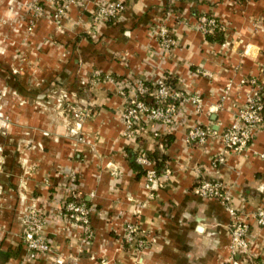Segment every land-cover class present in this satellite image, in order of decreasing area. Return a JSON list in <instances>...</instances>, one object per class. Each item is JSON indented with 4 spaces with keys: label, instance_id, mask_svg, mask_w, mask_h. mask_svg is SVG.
Instances as JSON below:
<instances>
[{
    "label": "crops",
    "instance_id": "obj_1",
    "mask_svg": "<svg viewBox=\"0 0 264 264\" xmlns=\"http://www.w3.org/2000/svg\"><path fill=\"white\" fill-rule=\"evenodd\" d=\"M106 1L124 10L111 23L97 22L96 7ZM37 3L47 13L53 7L0 0V20L35 21L31 32L6 34L16 52L26 51L25 62L13 64L26 69L23 84L30 86L6 97L11 124L0 133V264H230V210L249 226L239 264H264V229L251 217L264 207V122L237 155L225 153L215 137L198 146L184 141L194 127L230 126L250 80L263 88L264 102V0H77L57 24L34 13ZM205 16L222 25L223 42L206 40L199 28ZM160 26L174 48L160 46ZM166 77L198 94L201 107L181 105L171 134L150 122L134 141L125 139L127 99L141 83ZM68 107L86 108L89 116L78 123ZM155 134L172 141L162 147ZM155 149L167 161L161 187L148 190L132 156ZM216 155L223 163L213 161ZM202 180L221 183L229 202L195 196ZM72 194L89 206V241L63 213ZM32 206L43 217L49 247L34 260L22 242ZM128 223L138 225L142 248L124 244Z\"/></svg>",
    "mask_w": 264,
    "mask_h": 264
},
{
    "label": "built area",
    "instance_id": "obj_2",
    "mask_svg": "<svg viewBox=\"0 0 264 264\" xmlns=\"http://www.w3.org/2000/svg\"><path fill=\"white\" fill-rule=\"evenodd\" d=\"M77 0H63L60 4L59 0H42L43 3H50L53 6V11L49 16L41 4L34 8V13L38 16H47L52 21L62 17L71 4H75ZM123 10L121 3L101 2L97 5L94 14V20L97 22H109L120 14ZM199 28L202 33L209 34L217 27L213 19L206 17L201 18ZM223 29V27H222ZM160 46L167 50L174 48L176 42L172 38L169 30L165 26H160L156 32ZM167 79V78H166ZM250 86V91L247 93L245 101L240 109L235 114V119L232 124L222 130L214 131L209 127H194L190 129L184 141L187 145H201L209 138L215 137L222 146L225 153L240 154L244 152L264 122L262 112L263 104V88L258 85L255 80L247 82ZM154 86L150 96L154 99V106H147L139 101V97L146 93L147 88L140 84L135 92L126 101L124 107L123 121L124 131L123 137L127 140L134 141L139 136L140 126L147 125L150 122H158L165 127L168 134H171L176 128V114L181 105L193 104L198 110L201 107V98L198 94H187L184 91L172 88L165 81V78L158 80L152 84ZM175 104H178L177 106ZM69 112L76 120L81 122L89 116L86 108L68 107ZM155 136H159L155 134ZM216 163H223L222 155H216L213 158ZM135 163L144 169L145 187L152 190L154 185L161 187L159 177L153 168V162L149 161L145 153H140L135 159ZM193 194L203 199L219 201L224 204L229 202V196L224 189V186L217 181L202 180L193 189ZM73 198L77 194H72ZM64 215L75 225H77L84 234H87L90 239L89 225V210L82 204L69 202L65 204ZM232 223L230 227V244H229V262L230 264H239L238 258L245 255L249 248L248 231L249 226L236 218L233 210H230ZM254 223L257 227L264 229V208L257 209L253 215ZM24 230L22 240L25 250L31 260L38 258L40 255L48 252V242L40 235L43 227V218L38 209L34 206L27 209L24 217ZM124 243L140 249L145 244V239L140 235L137 224L128 223L124 228Z\"/></svg>",
    "mask_w": 264,
    "mask_h": 264
},
{
    "label": "rangeland",
    "instance_id": "obj_3",
    "mask_svg": "<svg viewBox=\"0 0 264 264\" xmlns=\"http://www.w3.org/2000/svg\"><path fill=\"white\" fill-rule=\"evenodd\" d=\"M38 4L39 3H37V5ZM7 9L9 8H5L4 10H7ZM49 10H50L49 11L50 13H47L46 15L51 14V12L53 11V7ZM8 14L11 16L10 10L8 11ZM42 17L44 18L45 16H42ZM60 18L61 17H59L55 21L51 20V22H53L54 24H57L59 23ZM27 22H28V25H26ZM34 23L35 21H33V19H29L27 21L20 20V19L17 21L0 20V33H3L2 35H0V133L7 132L11 124V121L9 119V112L7 111V108L10 105V102H8L9 100L8 101L6 100L7 95L13 94V93H17V95H20V94L23 95L24 93H28V88H29L28 86H30V83L29 85L23 84V82H25L24 79L26 78V73H25L26 69L25 70L21 68L19 69L18 67L15 68L14 67L15 64H13V62H16V63L17 62L23 63V61L25 62L26 51L24 47H20L19 49H17V52H16L15 45L13 42L14 37L8 36L6 34L10 31L12 32V30L13 31L17 30L19 32V30L24 29V28L27 31L31 32L32 28L35 25ZM17 46L19 47V44H17ZM28 77H29L28 79L30 80V74L28 75ZM20 80H21V83H19ZM37 89L38 88H36V90ZM56 89H54V91H50V93L56 94L57 92L60 91V89H57V90ZM39 99H42V98H39ZM39 99L36 100L35 102L36 104H42L43 101H39ZM18 103L20 105L24 104L23 101H19ZM54 103H55L56 108L60 107V101H58V99ZM40 235L44 238V236L42 235V229L40 231Z\"/></svg>",
    "mask_w": 264,
    "mask_h": 264
},
{
    "label": "trees",
    "instance_id": "obj_4",
    "mask_svg": "<svg viewBox=\"0 0 264 264\" xmlns=\"http://www.w3.org/2000/svg\"><path fill=\"white\" fill-rule=\"evenodd\" d=\"M60 4L63 3V0H59ZM123 6V10H124V4L122 5ZM122 10V12H123ZM121 12V13H122ZM120 13V14H121ZM120 14H118L115 18H113L112 20H110L109 22L111 23L112 21H114ZM206 18H209V19H213L216 24H217V27H215L211 33L209 34H205V37H206V40L207 41H217V42H223L224 40V36H223V29H222V25H220V23L218 22V20H216L214 17L212 16H205ZM101 77V75H100ZM167 78V79H166ZM165 78V81L168 85H170L172 88H176L177 90H180V88L177 86L176 82H174V80H172L171 78L169 77H166ZM100 79H104L103 76L102 78ZM114 79V78H112ZM115 80V79H114ZM145 88H147V91L145 94L141 95L139 97V101L143 102L145 105L147 106H154V99L150 96V93L153 91L154 89V86L152 84H147V83H141ZM264 104V102H263ZM176 106L178 104H175ZM262 115L264 117V110L262 112ZM143 125V124H142ZM140 126V128H142L143 126ZM160 137H158L159 139ZM138 140V139H137ZM159 141V140H157ZM172 141V136L171 135H166V136H163L162 138H160V142H158V145H162V147H166L170 142ZM138 154H133L132 156V159H133V165H135V159L137 157ZM147 159L149 161H152L153 162V168H154V171L156 173V176L157 177H160L163 170H164V166H165V162L167 161V157L165 155H163L162 153L159 152L158 149H155L154 151L152 152H147L145 153ZM135 163V164H134ZM137 165V164H136ZM138 166V165H137ZM145 173V172H144ZM69 202H74L76 204H82L84 205V207L86 209L89 210V206L88 204L83 200V198L81 197H77L76 198H73L72 195H70V197L68 198V201L66 203H69ZM84 238L85 240H90L88 239L87 237V234H84ZM126 244V243H124ZM127 245V244H126Z\"/></svg>",
    "mask_w": 264,
    "mask_h": 264
}]
</instances>
